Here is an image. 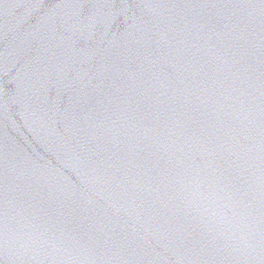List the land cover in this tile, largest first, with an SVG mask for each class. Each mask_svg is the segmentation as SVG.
I'll return each instance as SVG.
<instances>
[{"label": "water", "instance_id": "95a60500", "mask_svg": "<svg viewBox=\"0 0 264 264\" xmlns=\"http://www.w3.org/2000/svg\"><path fill=\"white\" fill-rule=\"evenodd\" d=\"M0 264H264V0H0Z\"/></svg>", "mask_w": 264, "mask_h": 264}]
</instances>
